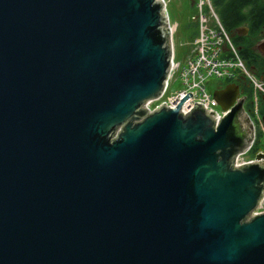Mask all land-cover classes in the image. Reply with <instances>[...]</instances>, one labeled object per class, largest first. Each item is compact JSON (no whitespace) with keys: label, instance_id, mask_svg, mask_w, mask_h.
<instances>
[{"label":"water","instance_id":"obj_1","mask_svg":"<svg viewBox=\"0 0 264 264\" xmlns=\"http://www.w3.org/2000/svg\"><path fill=\"white\" fill-rule=\"evenodd\" d=\"M171 57L163 0H0V264H264L249 100L146 106Z\"/></svg>","mask_w":264,"mask_h":264},{"label":"built area","instance_id":"obj_2","mask_svg":"<svg viewBox=\"0 0 264 264\" xmlns=\"http://www.w3.org/2000/svg\"><path fill=\"white\" fill-rule=\"evenodd\" d=\"M163 1L165 3V0ZM192 4L196 8L197 13L190 16V22L193 24L191 28L195 30V35L190 41L191 47L188 56L183 61L175 59L174 47L171 42L172 57L169 72L164 89L156 99L159 100L165 94L171 81L179 80L181 87L170 92L165 97L163 105L167 104L170 107H175L181 101L180 98L190 92L192 97H188L182 102L185 112L190 111L193 105L197 104L204 108L215 110L223 117L229 111V108L223 109L218 104L213 97L215 89L213 91L207 90V79L215 77L221 79L225 85L235 83L239 87L235 102L239 98H243V102L249 100V113L255 119L258 141L262 144L264 129L259 114V99L264 96V73L258 76L247 65L246 60L240 55L229 32L215 12L212 0H193ZM166 13L168 16L167 10ZM168 25L172 35L175 29L169 20V16ZM245 84L247 87L244 86ZM220 88L223 87H217L216 89ZM151 101L153 100L148 101L146 104ZM258 153L250 155L252 158L245 160L241 159L244 154L239 155L236 165L239 166L257 160H261L264 164V158L256 157Z\"/></svg>","mask_w":264,"mask_h":264},{"label":"rangeland","instance_id":"obj_3","mask_svg":"<svg viewBox=\"0 0 264 264\" xmlns=\"http://www.w3.org/2000/svg\"><path fill=\"white\" fill-rule=\"evenodd\" d=\"M192 1L193 0H165L166 3L165 8L168 11L169 20L175 29L173 30V33L171 35V40H172L171 42L174 47V57L175 59L181 61H183L188 56L191 47L190 41L192 40L191 33L194 32V30L191 28L193 24L190 22V16L196 14L197 10L192 4ZM261 41H264V32L259 34L254 40H252V42L255 44L261 43ZM252 49L254 50L255 48ZM207 86H208L207 88L208 91H213L217 87H224L225 83H223L221 79L215 77H209L207 79ZM180 87L181 85L179 83V80L171 81L165 94L161 96L159 100L157 99L153 100L148 104H146V106L151 108H156L159 107L160 105H163V101L165 97L170 92L177 90ZM260 150L261 151L264 150L263 145L260 147ZM245 154L242 155L241 159L245 160L252 158V156H250V152H247ZM258 211H264V204L259 208Z\"/></svg>","mask_w":264,"mask_h":264},{"label":"trees","instance_id":"obj_4","mask_svg":"<svg viewBox=\"0 0 264 264\" xmlns=\"http://www.w3.org/2000/svg\"><path fill=\"white\" fill-rule=\"evenodd\" d=\"M212 4L218 14V17L224 27L231 31L235 26L243 23L250 25L251 32H256L264 24V2L258 0H212ZM194 32L191 33L193 38ZM232 41L236 45L244 43L245 46H239L240 55L247 60V65L256 60V54L250 50L248 43L244 42L241 37L230 34ZM262 98L259 99V112L263 114L264 106H262ZM257 149L255 145L250 150V155H253Z\"/></svg>","mask_w":264,"mask_h":264},{"label":"flooded vegetation","instance_id":"obj_5","mask_svg":"<svg viewBox=\"0 0 264 264\" xmlns=\"http://www.w3.org/2000/svg\"><path fill=\"white\" fill-rule=\"evenodd\" d=\"M259 2H264V0H258ZM235 29H238V31L240 32V35H238L235 31ZM228 31V30H227ZM229 34H233L234 36L237 37H241L244 42L248 43L250 46V50L253 51V53H255L256 55V60L251 62V64H249L248 66L255 71V69L257 68V64H261V66L264 68V52H262V50H264V41H261V43H253L252 40H254L259 34L264 32V24L262 27H260L256 32H251L250 29V25L248 23H243V24H239L237 26H235V28L231 31H228ZM232 39V38H231ZM234 43V42H233ZM235 44V43H234ZM235 46L237 47V49L239 50V46H245L244 43H241L239 46L235 44ZM255 46V47H253ZM252 48H255L254 50ZM261 48V49H260ZM246 60V59H245ZM247 62V60H246ZM245 87H247V85H244ZM262 98V106H264V96L261 97ZM261 119H262V124H263V129H264V110H263V114L261 115V113L259 112ZM257 149L254 153L259 152L258 154L261 156V158H264V150L261 151L260 147L263 145L264 146V140L263 143L260 144L259 141L257 140ZM261 145V146H259Z\"/></svg>","mask_w":264,"mask_h":264},{"label":"crops","instance_id":"obj_6","mask_svg":"<svg viewBox=\"0 0 264 264\" xmlns=\"http://www.w3.org/2000/svg\"><path fill=\"white\" fill-rule=\"evenodd\" d=\"M258 76H261L264 73V68L261 64H257V68L254 71Z\"/></svg>","mask_w":264,"mask_h":264},{"label":"bare ground","instance_id":"obj_7","mask_svg":"<svg viewBox=\"0 0 264 264\" xmlns=\"http://www.w3.org/2000/svg\"><path fill=\"white\" fill-rule=\"evenodd\" d=\"M185 111V110H184Z\"/></svg>","mask_w":264,"mask_h":264}]
</instances>
